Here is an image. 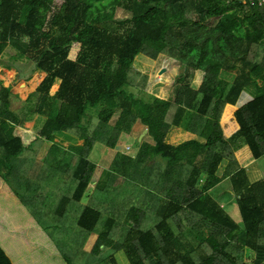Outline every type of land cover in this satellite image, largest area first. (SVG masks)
<instances>
[{"label":"trees","instance_id":"16d2710c","mask_svg":"<svg viewBox=\"0 0 264 264\" xmlns=\"http://www.w3.org/2000/svg\"><path fill=\"white\" fill-rule=\"evenodd\" d=\"M120 9L131 18L118 21ZM10 48L16 51L13 60H32L36 71L46 74L26 101L34 100L30 113L45 122L38 135L24 129L13 111L11 89L0 82V149L5 150L0 168L12 167L14 158L41 140L54 142L60 133L85 141L73 150L76 189L54 210L61 219L78 216L77 226L87 233L84 244L97 236L92 250L83 253L84 264H93L105 248L125 250L131 264H264V180L251 183L246 169L264 156V7L259 0H0V60ZM140 55L151 63L163 55L182 64L187 80L178 82L174 99L147 92L149 75L135 67ZM224 71L236 72L233 83L222 77ZM159 81L164 92L165 74ZM129 87L142 96L129 93ZM251 88L259 95L243 102ZM94 108H99L95 115L89 113ZM139 120L155 144L142 143L136 158L120 153L115 163L121 169L113 173L142 188L153 205L114 210L106 217L100 181L93 200L81 207L96 169L89 161L94 146L115 149ZM173 127L205 142L170 145ZM174 134L170 141L184 140ZM225 162L228 168L219 177ZM228 178L242 227L210 193ZM130 199L134 202V194ZM109 261L118 264L114 255ZM0 264H73L3 172Z\"/></svg>","mask_w":264,"mask_h":264},{"label":"crops","instance_id":"0c3cea01","mask_svg":"<svg viewBox=\"0 0 264 264\" xmlns=\"http://www.w3.org/2000/svg\"><path fill=\"white\" fill-rule=\"evenodd\" d=\"M3 60L4 58L0 60L2 61L0 62V65H2L0 66V70H2V72H0V82L3 83L4 88L11 89L13 95V111L14 113L18 114L16 111V104H20L24 108V105L28 103L26 102L28 97H24L19 91H21L23 85H26V88L30 89L31 83L33 81L29 85H27V82L24 79L28 77H24L23 75H21L22 78L18 77V80L14 82L15 78L13 80V78L11 77V72H16V69H13L11 64H5ZM143 62L144 63L142 64L144 65H150V63L144 59ZM37 73L39 74V78L41 77V79L40 82L36 85V89L39 87V84L43 81L42 79L46 76V74L43 72L38 71ZM16 83L18 85H14ZM58 83L59 84L57 87V92L60 87V81H58ZM56 93L51 94V96H54ZM18 116L20 117L19 114ZM22 121L24 129H26L30 134L38 135L45 122V118L39 115H33L30 120ZM28 127L31 128L28 129ZM147 128L148 127L145 126L141 122V120H139L134 125L133 131L131 133H124L122 135L119 144L115 149L105 147L106 149H104L99 155V161L95 164L96 169L90 181V184L82 196V199L80 201L81 207L89 205L90 202L93 200V194L95 192L97 183H99L100 181L104 183V193L102 195V200L100 201H102L101 203L103 207L109 213L108 214L106 212V217L112 216L110 214H112L114 210L119 209V211H121V209H124L126 210V212H131V210H133L134 208L142 210L141 208H139V206H144L146 202L149 203V208L153 205L152 202L145 200L146 193L143 191L142 188H136L135 185L131 184L129 179H126L123 176L118 177L117 173H113V170L121 169L120 164L115 163L119 154L121 153L130 156L129 154H127V150L125 152L119 151V146L122 143L123 138L136 136L138 141L140 142V145L144 142H148L152 145L155 144L154 139L150 136L149 133L144 137L143 141H141V138L145 134V130ZM172 133H175L174 138L180 137L184 138V140L182 142H174L173 140L170 141V135ZM193 140L199 141L201 143L205 142L204 138L199 137L198 135L191 133L182 127H173L167 137V143L175 147L185 142ZM84 144V140L72 134L66 133L57 134L54 142H45L42 140L39 141L38 144L32 150L27 151V154L23 155L26 172V192L33 191L34 193H38V198L40 200L42 198H46L48 200L50 199V195H52L51 200H57L63 198V196L65 195L73 194L77 185L75 169L78 161L76 160V158H74L71 161L73 162L72 167H70L69 164L67 165V162L70 158H68V156L63 153V147L73 150L74 148L82 147ZM98 144L94 146L89 156V161L91 160L90 157L92 156L93 151ZM60 145H62L63 147H61ZM139 153L140 149L139 152L133 157L136 158ZM48 159L50 160V166L46 164ZM120 159H122V157H120ZM158 160L162 161V163L165 162L161 158H159ZM228 165L229 162H225L224 164H222V166H220L218 171L219 177H224ZM246 169L249 174L251 183L264 180V156L258 160H253L249 162V164L246 166ZM48 185H50L51 188H47ZM69 187L71 189L70 194L67 193V191H69ZM210 193L213 196V199L218 202L219 205L222 206L227 213V209L230 208V204L228 196L226 194L231 193L233 195V198L237 201L236 196L232 191V184L230 178L224 179V181L214 187L210 191ZM133 194L135 199L134 202H132V200L130 199V196H132ZM101 203L99 202V204ZM77 208L76 209L81 212L82 208L79 209V206H77ZM74 218L76 219L75 222L77 224L78 216L74 215ZM93 237H95L96 241L97 236L93 235L92 238Z\"/></svg>","mask_w":264,"mask_h":264},{"label":"rangeland","instance_id":"374dc122","mask_svg":"<svg viewBox=\"0 0 264 264\" xmlns=\"http://www.w3.org/2000/svg\"><path fill=\"white\" fill-rule=\"evenodd\" d=\"M131 18V15L122 9L118 10L116 19L118 21H126ZM26 41H29L27 39ZM12 54H16V51L13 48H10L8 52L5 54L3 62L5 64H11L13 69H16V72H11V77L15 78L14 82L18 80V77L22 78L21 75L24 77H28L24 79L29 85L31 83V88L27 89L26 85H23L21 88V91H19L21 94H23L24 97H30L36 90V82L41 79L39 78V74L37 73L35 69V63H33L32 60H13ZM144 55H140L138 57V60L135 63V67L141 70L143 73H146L149 75V82L147 85V92L149 94L158 96L160 98H163L165 100L174 99L176 88L178 82L182 83L185 80V75L183 74L184 69L182 68V64L168 56L161 55L157 60H155L154 63L149 62L145 58ZM143 59L148 61L150 65H144L142 63ZM14 65V66H13ZM2 66V65H0ZM165 69V70H164ZM2 72V70H0ZM23 73V74H22ZM165 74V77L167 79V82L164 83L165 91L162 92L160 90V87H162V84L159 81L160 75ZM36 76V77H35ZM198 77L197 75H194L192 77V87L197 88L198 85L194 83V79ZM222 77H224L229 82L233 83L236 78V72H222ZM35 78V79H34ZM45 78V77H44ZM43 78V79H44ZM42 79V80H43ZM187 80V79H186ZM185 80V81H186ZM58 82L53 85V88L51 90V94H54L57 92ZM14 85H18L17 83ZM127 91L129 93H134L138 96H142V92H140V89L135 88H127ZM255 89L251 88L248 92L244 95L243 102H247L249 100H254L257 96H255ZM258 93V92H257ZM30 94V95H29ZM149 98V96H147ZM23 108L20 104H16V111L20 115L22 120H30V118L33 117L31 115L30 111L34 110V100L30 101ZM99 108L90 109L89 113L96 114L98 112ZM24 114V115H23ZM31 127H28L30 129ZM63 147L62 145H60ZM63 153L70 158L67 162V165L69 164L70 167H72L73 162H71L74 158L78 161V155L75 154V152L69 148L63 147ZM106 149L104 145L98 144L94 151L91 158V162L96 164L100 157L99 155L102 153V151ZM140 149V142L138 141L136 136H130L123 138L122 143L119 146L120 152H125L127 150V154L130 156H135ZM4 152L5 150L0 149V160L4 159ZM25 153L24 155H26ZM13 166L9 165H2V168H0V172H3L7 176V180L10 183L12 187L15 189L17 188L21 192V199L23 204L26 208L30 209L34 214L36 215L38 221L40 224L48 229L53 236V238L60 244L62 249L65 251V254L72 258L73 264H84L85 256L83 253L84 251L88 253V251L92 250V247L95 243V237L92 238L93 235L87 240V243L84 241L85 236L87 233H85L82 229H80L76 222L74 216H68L67 218L61 219L60 217L56 216V211H54L59 203L60 199L57 200H51L52 195H50V199L42 198L41 200L38 198V193L32 192H26L24 183L22 187L18 185L20 182L24 181V170H25V164L23 157H18L13 159ZM50 160L48 159L46 164L50 166L49 164ZM12 171V172H11ZM11 172V173H10ZM11 176V177H10ZM18 183V184H17ZM47 188H51L50 185L47 186ZM69 191H67L68 194L71 193L70 187L68 188ZM103 194V193H102ZM229 199L230 208L227 209L228 214L234 219V221L239 224L242 227V216L240 214L239 206L237 201L233 198V195L231 193L226 194ZM95 206L97 205V202L94 203ZM99 205V204H98ZM70 229H69V228ZM75 227V228H74ZM72 230V231H68ZM100 229V228H99ZM74 230V231H73ZM114 255L118 264H131L128 255L125 250H121L116 252V250L112 249H104L100 252L98 257H93V260L95 261L93 264H112L109 261V257Z\"/></svg>","mask_w":264,"mask_h":264},{"label":"water","instance_id":"95a60500","mask_svg":"<svg viewBox=\"0 0 264 264\" xmlns=\"http://www.w3.org/2000/svg\"><path fill=\"white\" fill-rule=\"evenodd\" d=\"M165 70V69H164ZM149 133V129L147 128L145 130V134L142 136L141 141H143L144 137Z\"/></svg>","mask_w":264,"mask_h":264},{"label":"built area","instance_id":"2783aa9c","mask_svg":"<svg viewBox=\"0 0 264 264\" xmlns=\"http://www.w3.org/2000/svg\"><path fill=\"white\" fill-rule=\"evenodd\" d=\"M253 1V0H252ZM259 5L261 6V7H264V0H259Z\"/></svg>","mask_w":264,"mask_h":264}]
</instances>
